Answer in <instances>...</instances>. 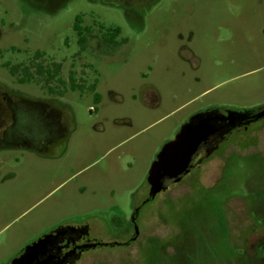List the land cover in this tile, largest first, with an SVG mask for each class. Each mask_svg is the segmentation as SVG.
<instances>
[{
	"label": "rangeland",
	"instance_id": "374dc122",
	"mask_svg": "<svg viewBox=\"0 0 264 264\" xmlns=\"http://www.w3.org/2000/svg\"><path fill=\"white\" fill-rule=\"evenodd\" d=\"M101 26L128 42L108 51ZM0 48V264L83 224L102 245L77 264H264V120L146 204L137 242L121 233L194 116L264 107V0H0ZM54 63L55 95L20 82Z\"/></svg>",
	"mask_w": 264,
	"mask_h": 264
},
{
	"label": "water",
	"instance_id": "95a60500",
	"mask_svg": "<svg viewBox=\"0 0 264 264\" xmlns=\"http://www.w3.org/2000/svg\"><path fill=\"white\" fill-rule=\"evenodd\" d=\"M263 118L264 111L252 115L250 111L229 110L223 114L218 110H210L194 116L184 125L176 139L167 144L153 164L148 177L150 192L143 206L153 201L159 193L167 191L172 184L180 182L191 169L211 155L210 150L218 147L212 146L218 145L231 130ZM135 221L136 217L133 218ZM69 230L79 229L62 227L55 233L45 235L27 246L10 264H66L64 258L57 261L60 258L57 252L58 245ZM138 232L137 229V235Z\"/></svg>",
	"mask_w": 264,
	"mask_h": 264
},
{
	"label": "flooded vegetation",
	"instance_id": "af4514ba",
	"mask_svg": "<svg viewBox=\"0 0 264 264\" xmlns=\"http://www.w3.org/2000/svg\"><path fill=\"white\" fill-rule=\"evenodd\" d=\"M181 50H190L188 46H181L180 47ZM218 110V109H215ZM223 114H227V111L229 110H218ZM250 111V113L253 115L255 113L264 111V107H260V108H256V109H252V110H247ZM263 119H260L258 121H252L250 124H243L233 130H231L227 135H225V137H223L220 141L219 144H214L212 147H217L214 148L212 150H210L211 155L206 157L202 163L197 164L193 169L190 170L189 174L192 172V170L194 169H201L202 166L205 164V162L211 160L212 158H217V152L220 150V148L222 147L223 143L225 141H227V139L232 136L234 133L238 132L240 133L241 131H246L248 129L251 128L252 125L263 121ZM242 135V134H241ZM239 135V136H241ZM4 136L6 137V140H8L11 135L9 133V130H5L4 132ZM10 136V137H9ZM11 140V139H10ZM12 142L13 145L16 144V140L14 138H12ZM12 144V143H11ZM207 150L208 147H207ZM188 176V175H186ZM186 176L184 178H186ZM184 178L178 182L181 183L184 181ZM176 184V183H174ZM145 206H143L142 204H139L134 211V217H136V221L135 222H131L128 226L123 227V230L121 231V233L125 232L124 234L126 235L127 233H129V238L130 240L126 241L125 245H132L133 243L137 242L138 239L141 237V229H139V225H138V219L139 216L141 215L143 209ZM138 209H140V211L137 213ZM67 227H75L79 230H69L68 234L63 236V241L58 245V252L57 254L59 255V259L57 261H60L61 259H65L66 260V264H77L79 263L87 253H89L90 251H95L98 247H100L102 245V243L98 242L96 239L91 238L90 234H91V228L90 225L88 224H83V225H71V226H67ZM127 227H130L129 229H126ZM62 228V227H60ZM59 229V228H57ZM56 229V230H57ZM137 229L139 230L138 235H137ZM50 232L49 234L55 233V231ZM48 235V234H47ZM44 237V236H43ZM136 237V239H135Z\"/></svg>",
	"mask_w": 264,
	"mask_h": 264
},
{
	"label": "trees",
	"instance_id": "16d2710c",
	"mask_svg": "<svg viewBox=\"0 0 264 264\" xmlns=\"http://www.w3.org/2000/svg\"><path fill=\"white\" fill-rule=\"evenodd\" d=\"M83 24H84V18L82 15H79L76 19L74 29L78 36V44L81 48V51L84 52L88 48L89 36L93 34L94 29L91 27H85ZM121 34H122V30L120 27L106 29L104 26H101L100 28L101 40L108 51L117 49L128 42L127 39L118 40ZM2 55H3V50L0 48V58L2 57ZM44 55H45L44 52L36 51L35 58L42 59ZM5 66L11 69V72L14 76L19 75V69H20L19 66H11L8 63H6ZM35 69H36L37 78H34V75L31 74L30 69L27 68L25 69V73H24L25 75L23 78L20 79V82L33 81L34 79H38V77H42L45 79L48 93H50L51 95H55V88L51 86V82L53 80L57 79L62 85L64 86L67 85V83L61 78V73L63 69V65L61 63H54L51 66H43L37 64V66H35ZM71 87L73 91L81 88V86H78L76 84L74 78H72ZM90 88L92 92H95L96 84H94ZM62 93H64V91ZM100 99L101 98L99 94L96 93V100L99 102Z\"/></svg>",
	"mask_w": 264,
	"mask_h": 264
}]
</instances>
